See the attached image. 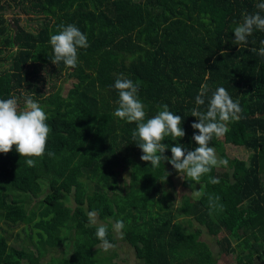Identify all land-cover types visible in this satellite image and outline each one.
Segmentation results:
<instances>
[{
	"label": "trees",
	"instance_id": "16d2710c",
	"mask_svg": "<svg viewBox=\"0 0 264 264\" xmlns=\"http://www.w3.org/2000/svg\"><path fill=\"white\" fill-rule=\"evenodd\" d=\"M256 0H0V60L11 67L0 71V98L22 90L34 93L44 106L50 126L45 155L34 167L14 151L0 153V223L9 230L36 229L37 260L10 243L11 233L0 227V264H108L99 256L96 225L88 212L107 225L124 222L122 240L133 248L141 264H218L220 255L234 256V264L264 260V56L257 53L264 32L254 31L247 47L233 44L232 28L245 12H254ZM16 7L42 18L34 32L8 25L5 12ZM73 23L87 34L88 47L78 50V64L51 62L48 43L58 25ZM14 50L7 55L3 51ZM224 53L221 55V53ZM45 72L46 77L39 75ZM119 74L139 84L146 116L158 105L181 116L185 135L180 143L196 147L190 114L199 85H223L238 99L241 113L223 137L210 144L229 161L211 184L184 177L182 187L201 186V196L183 195L174 206L163 188L177 172L163 157L160 166L140 160L131 139L134 123L113 116L117 91L111 87ZM65 77L71 86L64 95L56 82ZM46 93L41 86L47 85ZM204 106H201L203 108ZM224 145L250 151L246 159L229 158ZM48 152L53 155H47ZM170 158L167 149L163 153ZM223 168V167H222ZM133 185L117 191L121 173ZM168 173V175H167ZM207 194L219 195L224 208L210 213ZM45 207L38 213L27 198ZM188 214L185 221L177 217ZM81 222L83 226L76 228ZM218 247L214 254L201 235ZM62 246L60 257L43 261L48 250Z\"/></svg>",
	"mask_w": 264,
	"mask_h": 264
},
{
	"label": "clouds",
	"instance_id": "9594fccd",
	"mask_svg": "<svg viewBox=\"0 0 264 264\" xmlns=\"http://www.w3.org/2000/svg\"><path fill=\"white\" fill-rule=\"evenodd\" d=\"M255 8L256 11L243 13L242 18L234 22L231 31L234 36L233 44L245 48L254 31L264 32V0H256ZM58 29L49 36L51 62H62L66 67L75 68L78 64V50L89 46L87 34L73 23L58 25ZM260 44L264 45V40H260ZM256 51L264 56V46ZM111 87L117 91L116 107L112 114L120 120L135 124L131 139L142 153L141 161L150 162V167L157 168L163 157L183 178L199 182L203 176H207L211 184L220 182L219 177L208 174L214 168L228 167L229 161L217 155L210 141L213 137H223L229 130V123L238 120L241 113L239 100L233 99L223 85L214 89H210L207 82L199 85L194 106L190 109V115L196 118L190 125L195 130L191 139L196 144L191 150L180 143L170 146L162 142L166 137H173L176 141L185 135L181 116L170 111L167 104L158 105L156 114L148 117L146 105L139 97L138 82L119 74ZM24 92L19 96L12 94L7 98H0V153H8L14 146V151L20 158H24V163L34 167L39 158L45 155L51 129L44 106L33 98L34 93ZM166 149L171 153L170 158L163 155ZM47 155L51 156L53 153L48 152ZM192 195L198 198L201 192L195 189ZM207 205L210 213L221 212L224 208L219 195L215 194H207ZM97 215L98 210L88 212L91 222L96 224L95 235L107 251L113 245L107 239V225L97 222ZM109 222L113 230L122 236L124 222L120 219H110Z\"/></svg>",
	"mask_w": 264,
	"mask_h": 264
},
{
	"label": "rangeland",
	"instance_id": "374dc122",
	"mask_svg": "<svg viewBox=\"0 0 264 264\" xmlns=\"http://www.w3.org/2000/svg\"><path fill=\"white\" fill-rule=\"evenodd\" d=\"M5 17L7 20V23L9 26H11L12 29H14V18H19V25H21L24 29L27 31L34 32L37 27L40 25L42 18L39 16H33V15H26L24 13H21L18 11V9L14 6L7 10L5 13ZM14 54V50L9 51L5 49L3 51L2 55H7L10 53ZM11 67V60L3 61L0 60V71L7 69ZM40 76L46 77L45 72L43 70L39 73ZM49 84L45 86H41L43 88V91L46 93L49 91L47 88ZM71 83L69 80H67L65 77L61 78L56 82V88L55 91L60 93L61 95H64L67 90L70 88ZM24 92V90L21 91V93ZM24 94H29L24 92ZM217 155L219 152L216 150ZM223 153L227 155L229 158L236 157L239 159H246L250 153V151L241 148V147H234L230 145H224L223 147ZM219 156V155H218ZM225 167L216 168L217 172H220ZM121 180L120 184L118 186L117 191L120 193H124L126 191H129L132 188V184L128 180V173L123 172L121 173ZM182 180L183 177L180 175H175L172 177H169L165 179L162 183L163 188L171 195L172 201L174 203V206L179 205L181 197L185 194L188 197L196 198L192 195L193 191L195 189H199L201 191L200 185H194L193 189H185L182 187ZM37 198H31L28 197V206L30 208H34L38 213L45 212V207L37 202ZM188 218V214L181 213L177 219L179 221H185ZM97 219V217H96ZM97 222H101L97 219ZM96 225V224H95ZM83 224L81 222L76 224V228H81ZM0 227L6 231L7 233H11L12 237L10 239L11 245H13L16 248H20L21 250L25 251L27 254V260L29 261H35L37 260V250H36V244H37V234H35L37 231L33 227L30 226H20L18 228H15L13 230H9L6 227L3 226L2 223H0ZM113 233V239L114 242L111 243L113 247L108 249L107 251L103 249V247L99 246V256L100 257H108V264H141V262L135 257L134 250L132 247H130L128 244H126L119 233L114 231L112 229ZM201 240L205 241L207 244H209V247L211 248L212 252L214 254H217L218 247L215 244L214 239L207 235L206 233H203L201 235ZM63 250L62 246L58 247L57 249L48 250V253L44 256L43 261L49 262L51 257H60L61 251ZM218 264H234V256L232 255H220L218 258ZM253 264H264L263 262H259L257 259H254Z\"/></svg>",
	"mask_w": 264,
	"mask_h": 264
}]
</instances>
